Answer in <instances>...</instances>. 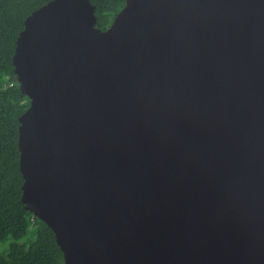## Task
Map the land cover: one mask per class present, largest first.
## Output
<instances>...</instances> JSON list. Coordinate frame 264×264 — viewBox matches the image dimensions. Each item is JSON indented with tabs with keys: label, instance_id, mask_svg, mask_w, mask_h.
<instances>
[{
	"label": "water",
	"instance_id": "95a60500",
	"mask_svg": "<svg viewBox=\"0 0 264 264\" xmlns=\"http://www.w3.org/2000/svg\"><path fill=\"white\" fill-rule=\"evenodd\" d=\"M121 1L25 19L21 203L62 264H264V0Z\"/></svg>",
	"mask_w": 264,
	"mask_h": 264
},
{
	"label": "trees",
	"instance_id": "16d2710c",
	"mask_svg": "<svg viewBox=\"0 0 264 264\" xmlns=\"http://www.w3.org/2000/svg\"><path fill=\"white\" fill-rule=\"evenodd\" d=\"M51 0H0V264H62L54 234L21 203L18 118L29 107L13 74L15 42L25 19ZM104 31L123 8L121 0H89Z\"/></svg>",
	"mask_w": 264,
	"mask_h": 264
},
{
	"label": "clouds",
	"instance_id": "9594fccd",
	"mask_svg": "<svg viewBox=\"0 0 264 264\" xmlns=\"http://www.w3.org/2000/svg\"><path fill=\"white\" fill-rule=\"evenodd\" d=\"M35 218V217H34Z\"/></svg>",
	"mask_w": 264,
	"mask_h": 264
}]
</instances>
